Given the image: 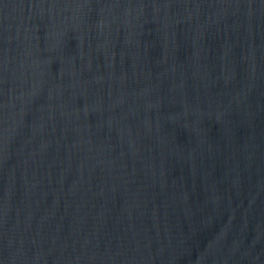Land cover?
Masks as SVG:
<instances>
[{"label": "water", "instance_id": "1", "mask_svg": "<svg viewBox=\"0 0 264 264\" xmlns=\"http://www.w3.org/2000/svg\"><path fill=\"white\" fill-rule=\"evenodd\" d=\"M0 264H264V0H0Z\"/></svg>", "mask_w": 264, "mask_h": 264}]
</instances>
